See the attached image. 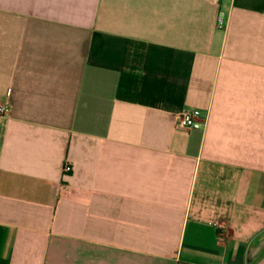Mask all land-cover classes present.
I'll use <instances>...</instances> for the list:
<instances>
[{"label":"crops","instance_id":"1","mask_svg":"<svg viewBox=\"0 0 264 264\" xmlns=\"http://www.w3.org/2000/svg\"><path fill=\"white\" fill-rule=\"evenodd\" d=\"M1 105L0 264H264V0H0Z\"/></svg>","mask_w":264,"mask_h":264},{"label":"built area","instance_id":"2","mask_svg":"<svg viewBox=\"0 0 264 264\" xmlns=\"http://www.w3.org/2000/svg\"><path fill=\"white\" fill-rule=\"evenodd\" d=\"M217 3L221 1L232 0H214ZM216 27L218 29H225L227 27V17L224 10L220 9L216 16ZM7 111L5 105L0 106V114H4ZM176 125L186 130H201L204 127V120L201 118V113L196 109H186L182 113H179L175 117ZM70 170L68 164L64 165V172L67 173Z\"/></svg>","mask_w":264,"mask_h":264}]
</instances>
